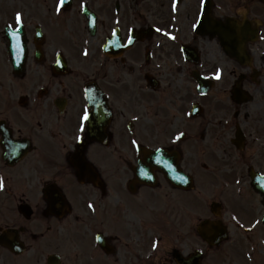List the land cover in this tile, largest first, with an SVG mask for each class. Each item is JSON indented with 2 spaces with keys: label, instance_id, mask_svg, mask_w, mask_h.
Here are the masks:
<instances>
[{
  "label": "flooded vegetation",
  "instance_id": "flooded-vegetation-1",
  "mask_svg": "<svg viewBox=\"0 0 264 264\" xmlns=\"http://www.w3.org/2000/svg\"><path fill=\"white\" fill-rule=\"evenodd\" d=\"M194 2L196 9L191 20L185 7L176 15L178 26L184 30L187 25L190 27L196 11L198 14L199 0ZM235 2L220 4L219 0H213L211 11L223 17L221 10L226 8L239 23L240 2ZM84 3L94 14L91 24L83 14ZM168 3L172 6L171 0ZM251 3H244L253 13V18L248 19V28H256L258 37L245 45L252 57L249 65L239 62L231 65L222 81L214 83L202 95L193 87L192 73L201 65L205 66L206 74L214 73V67L209 66L213 61L206 58L209 49L205 53L201 49L209 41L219 46L218 38L192 35L189 44L196 45L199 53L196 63L191 54H188L191 61L184 59L177 42L160 39V34H164L162 29L168 28V24L154 17L157 14L148 13L150 17L145 21L143 8L132 11L120 0H72L70 6L61 4L60 0H38L31 8L26 3L16 8L23 14L25 44L20 53H24L25 45L26 50L23 63L17 64L21 65L18 73L10 72L8 80L5 76L9 71L0 75V121L4 122L3 130L8 128L13 138L27 140L29 144L26 154L16 162L13 155H4L9 147L8 135L3 136L0 128V183L3 185L0 264H40L37 254L41 250L34 240L37 236L45 247L54 248L59 264H112V252H104L95 241L97 233H101L100 241L105 246H113L114 236L107 227L112 225L114 212H118L120 222L126 217L120 199L133 207H142L145 195L170 200L177 193L160 173H156L154 189L135 180L133 169L143 156L135 153L133 140L142 148L161 146L168 151L184 150L179 163L186 172H192L194 142L200 133L205 138L202 122L207 120V114L221 117L217 122L233 115V127L237 125L235 119L242 116L253 126L250 130L245 126V130L261 140L264 115L254 110L264 112L261 97L264 43L258 42L260 35L264 36V16H261L264 5ZM58 5L60 12L56 11ZM167 19V16L163 18ZM133 34L134 42L125 48ZM80 44L89 51L82 57L78 53L81 49H77ZM3 64L12 69L6 62ZM241 73L245 77L242 87L249 91L244 102L239 100L240 92L238 96L231 90ZM87 87L91 94L89 100L85 95ZM88 101L92 102L94 115L97 114L93 124L98 134L89 139L86 122L81 121L84 111L88 110ZM175 134L179 139L176 137L173 141ZM98 137L104 142L97 140ZM261 142L264 144V140ZM80 145L84 146L85 162L90 167L76 154ZM72 157L76 158L71 163ZM244 159L252 165L258 158L245 156ZM198 173L207 176L210 169L198 170ZM17 178H22L24 184L19 188ZM128 189L135 193V199L126 192ZM56 194L58 200L50 203L49 199ZM87 202H91L93 210L87 208ZM160 210L169 215L175 208L168 202ZM69 214L71 219L66 226L64 221ZM257 227L251 236L259 233V238L264 239V224ZM37 230L40 232H34ZM148 230H155V249L133 264H176L171 254L160 256L164 239L161 240L158 223ZM142 236L146 244L151 239V236ZM18 238L29 254L32 251L31 259L24 263L12 249L17 246ZM249 238L245 234L240 239L242 255L245 264H255L261 250L256 239ZM188 241L186 247L171 244L170 251L190 255L193 252L191 236Z\"/></svg>",
  "mask_w": 264,
  "mask_h": 264
},
{
  "label": "rangeland",
  "instance_id": "rangeland-1",
  "mask_svg": "<svg viewBox=\"0 0 264 264\" xmlns=\"http://www.w3.org/2000/svg\"><path fill=\"white\" fill-rule=\"evenodd\" d=\"M12 0H0V28L3 27V25H5V23H9L6 21H9V19L5 18V13H9L8 11L10 10V3ZM28 1L30 2L28 4ZM112 1V0H110ZM123 2V0H121ZM129 1V0H128ZM232 1H236L235 4H238V2L241 3V5L237 6L240 7L244 4L245 0H232ZM169 0H130V6H131V10H137L138 8H143L144 12H143V18L145 21H147L150 17V15H148V13H155L157 14V16L154 17H159L161 20H163V18H165L166 16H169ZM220 4L222 3H226L225 0H219ZM246 2V1H245ZM36 3V0H27V4L28 6L31 8L33 7ZM195 2L193 3V0H185L182 1V4L180 3V11L181 9H183V7H185V10L188 11L189 14V19L191 20L194 12H195ZM224 7V6H223ZM13 9V8H12ZM26 9V8H25ZM14 10V9H13ZM11 10V11H13ZM228 12V11H226ZM233 12V11H232ZM216 14H218V12L215 11ZM4 14V15H3ZM234 14V13H233ZM7 17H9V15H7ZM10 18V17H9ZM190 22V21H189ZM189 22H187L186 24H188ZM188 28V25H187ZM2 41L0 38V54L2 53ZM208 57V56H206ZM262 98H264V93L261 95ZM250 111L253 110V107H249ZM258 115H264V112H262V114H260V111L255 109L254 110ZM253 111V112H254ZM218 114V113H217ZM251 114V113H250ZM242 120H240L239 117H237L235 119V122H237L239 125L241 124L243 126V128L245 129L248 128V130L252 129V123L250 122V120H245L246 118L240 116ZM221 117H216L214 116V114L210 115L207 114L206 118L207 120H205V122L203 121V127L204 129L207 130V132L209 133H214V140H207V138L205 137L204 139L206 141H203L202 139H200L203 143L202 146L204 147L203 150L205 149L206 151H212L216 154L215 159H217V156L221 153V154H228L229 156L224 155L226 158H224V165L228 166V167H233L234 165L231 164V160L230 158H232V154L233 152L236 150H232V147H230L227 142L226 139L229 136H232L234 133V121H232V123L230 125H223L222 122H217V119H220ZM260 128V126H258ZM221 131L220 134H218ZM247 132V131H246ZM223 140H225V144L223 142ZM261 140H264V133L261 136ZM197 146L199 145H195L194 149L191 151V154L195 153L194 151H198L197 150ZM246 151L244 153V151H240L239 155H241V159L240 158H236V160H240L239 162V168L242 165L243 168L242 170H245L246 166L244 165V162L242 159L244 156H251L252 158H258L255 159L253 161V163H260L263 164L264 163V147H261L258 143H251L248 142L246 145ZM243 150V149H242ZM196 158L195 155H192V159L194 160ZM218 162H222V159H217ZM195 162V161H194ZM217 162V161H216ZM236 170H231V172L229 174H226L225 177H227L229 180L233 179V175L235 174V172H240V170L238 169V167L234 166ZM227 168V167H226ZM21 179V178H20ZM20 179L18 178V186H20ZM202 179H204V176H202ZM199 181V179H198ZM208 181H215L213 180L212 176H208L206 179L202 180L201 183L199 184V188H201L202 190H204L203 186H205L204 184ZM243 183V182H241ZM247 185V191L243 194V196L241 198H236L232 196V191L230 189V191L226 190V192H224V196L225 199L227 201H230V205H231V209H233V211L235 212H243V207L246 208V210H249V208L251 209V213L256 211V207L255 206H249L248 204L251 203L254 199V194L252 193L251 189H249L247 182H245ZM207 184V183H206ZM213 185V184H212ZM195 193H191V199L192 201V206L194 209H198V206H202L203 203H201V201L196 197H195ZM179 196H177L178 198ZM173 204H176L175 200L172 201ZM249 207V208H248ZM258 207V206H257ZM203 213V212H201ZM205 215V213H204ZM149 215H145V217L147 218ZM135 217V216H134ZM181 218H185V216L183 214H181V212L177 211V216H176V221L177 222V231H175L174 233L177 235V239L176 241L171 239L173 242H179L180 246L186 247L190 241L189 237L191 236L193 239V242L195 241V230H194V224L193 229L192 227H184L183 225V220L180 221ZM119 220L118 217V212H114L112 214V225L107 227L108 230L111 229L112 227H116V224ZM193 222V220H192ZM123 233L126 232L125 229H122ZM192 230L194 231L193 234L191 233ZM186 235V238H183V236H180L179 234H184ZM67 234V233H66ZM167 235V234H166ZM165 235V236H166ZM234 235H235V241H233L231 244H227V246L225 245H221L218 246L217 248L214 249V252L209 253L208 257L211 258L210 262H208L209 264H245V259L243 258L242 255V250H243V242L240 241V239L242 238V235L240 233L237 232L236 229H234ZM169 237V236H168ZM166 237L164 238V243L162 244V251H161V255L164 256L166 254L169 255V251H170V246H171V242L169 240V238L171 237ZM257 236H255L256 238ZM240 241V242H239ZM258 259L255 262V264H264V254L259 252L257 253ZM209 258V259H210ZM205 262V264H208Z\"/></svg>",
  "mask_w": 264,
  "mask_h": 264
},
{
  "label": "snow or ice",
  "instance_id": "snow-or-ice-1",
  "mask_svg": "<svg viewBox=\"0 0 264 264\" xmlns=\"http://www.w3.org/2000/svg\"><path fill=\"white\" fill-rule=\"evenodd\" d=\"M61 4H63V0H61ZM61 8L60 6L58 5L57 8H56V11L57 12H60ZM15 19H16V22H20L21 21V13H16L15 15ZM131 38H129V43H131ZM87 54V53H85ZM216 78L219 79L220 78V73L219 71H217L216 73ZM89 119V114L88 112L85 110L84 113H83V116L81 117V121H87ZM83 123H81V131L83 130ZM177 139H179V137H177ZM132 143L135 145L137 142L135 140L132 141ZM2 183H0V187H2ZM89 207H92V205L90 204ZM153 247H155V244L153 245Z\"/></svg>",
  "mask_w": 264,
  "mask_h": 264
}]
</instances>
